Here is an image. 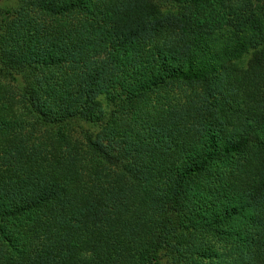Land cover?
I'll list each match as a JSON object with an SVG mask.
<instances>
[{"label": "trees", "instance_id": "obj_1", "mask_svg": "<svg viewBox=\"0 0 264 264\" xmlns=\"http://www.w3.org/2000/svg\"><path fill=\"white\" fill-rule=\"evenodd\" d=\"M0 264H264V0H0Z\"/></svg>", "mask_w": 264, "mask_h": 264}, {"label": "rangeland", "instance_id": "obj_2", "mask_svg": "<svg viewBox=\"0 0 264 264\" xmlns=\"http://www.w3.org/2000/svg\"><path fill=\"white\" fill-rule=\"evenodd\" d=\"M248 59H249V56H247L246 58H244L243 59V61H242V63H241V65L243 66V67H245L246 66V63H247V61H248ZM175 95L176 96H179V97H187V98H194V94L195 93H198V88L196 89V87H194V88H189V87H180V89L178 90V89H175Z\"/></svg>", "mask_w": 264, "mask_h": 264}]
</instances>
